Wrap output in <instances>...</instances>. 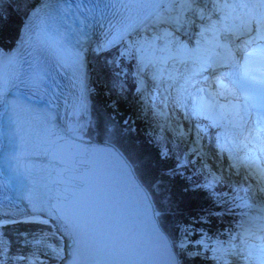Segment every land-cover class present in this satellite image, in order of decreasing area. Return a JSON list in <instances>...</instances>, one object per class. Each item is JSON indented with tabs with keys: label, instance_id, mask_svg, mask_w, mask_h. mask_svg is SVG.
Segmentation results:
<instances>
[{
	"label": "snow or ice",
	"instance_id": "snow-or-ice-1",
	"mask_svg": "<svg viewBox=\"0 0 264 264\" xmlns=\"http://www.w3.org/2000/svg\"><path fill=\"white\" fill-rule=\"evenodd\" d=\"M13 8L21 17L19 47L30 48L37 55L33 63L21 68L18 51L0 53V96L6 97L17 85L39 91L52 73L70 71L79 92L73 114L80 115L87 110V93L91 91L84 71L85 58L91 51L111 74L109 93L118 98L124 95L125 81L121 76L127 74L120 63L135 59L136 69L131 75L136 93H144L142 74L151 69L150 79L157 82L158 90L162 82L171 81L166 87L175 93L172 104L189 121L187 131L179 124L168 125L172 135L185 141L187 147V153H175L172 167L166 162L173 150L159 133H153L150 141L156 148L154 152L107 151L109 157L118 160L124 181L136 193L137 213L145 222L149 237L145 243L135 230L95 226L100 212L108 216L105 210L118 213L120 207L118 200L109 202L108 181L103 173L97 176L95 207L71 195L78 191L73 181L77 179V165L82 162L79 157L89 152L79 142L83 124L70 122L57 129L47 115L37 118L36 127L26 133L19 156L29 171L34 165L25 158V151L47 157L58 167L62 178L56 183L63 188L54 197L52 212L59 213L55 218L63 223L65 234L75 236L73 264H80L82 256L89 264H185L188 258H207L209 253L216 264H229V257L239 264H264V200L250 203L247 197H229L233 206L255 209L257 214L242 213L238 230L230 231L227 240L202 234L195 242L196 251L190 250L188 240L194 231L190 227L192 220L176 225L180 231L178 239H170L168 231L177 217L183 218L186 211L195 209L202 193L216 196L211 190L221 176L206 162L208 153L202 145L209 128L223 129L215 135L216 155L227 153L229 168L243 169L242 181L255 182L233 190L251 191L253 197L258 192L264 194V160L258 159V154L264 156V0H0V21L6 20ZM117 14L118 22L108 19ZM161 24H167L172 31L164 30L163 36L140 35L150 26ZM96 27L103 29L102 38L89 48L85 41L90 40L89 33ZM133 32L138 38H131ZM174 33L187 36L188 43H182L180 35ZM161 39L164 43L158 46L156 42ZM170 61L173 67L166 68ZM181 64L185 66L182 72ZM213 85L215 91L211 90ZM221 99L224 103L219 102ZM168 100L165 96L164 103ZM110 107L115 109V101ZM153 114L165 115L160 111ZM201 119L208 124H201ZM159 127L163 129L164 125ZM95 131L105 143H112L120 129L114 117L104 113L96 119ZM240 148L244 154H238ZM189 164L194 170L189 169ZM181 169L191 171V175L185 177ZM193 176L203 179L197 182ZM177 177L186 182L178 183ZM237 200L239 204L235 205ZM29 203L32 214L24 219H16L10 211H0V230L10 225H46V219L38 218L45 212L44 202L30 196ZM213 214L216 213L206 211L195 218L205 221L207 215ZM29 235L31 240L27 239ZM47 235L43 231H18L17 244L35 248L44 244ZM44 246L52 258L60 255L51 244ZM10 252L11 238H7V243L0 239V264H42L35 250L25 254Z\"/></svg>",
	"mask_w": 264,
	"mask_h": 264
},
{
	"label": "water",
	"instance_id": "water-1",
	"mask_svg": "<svg viewBox=\"0 0 264 264\" xmlns=\"http://www.w3.org/2000/svg\"><path fill=\"white\" fill-rule=\"evenodd\" d=\"M16 106L25 109L24 113L28 112L30 114L28 121L24 120L25 117L21 115L22 111ZM44 115L49 117V123L55 128H65L60 116H58L59 113L56 111L47 110L46 107L41 110H32L30 107H21L18 103L13 102V116L15 120H18L16 123L19 125V128H23L20 131V135H23L24 141L27 139L26 133L36 127L37 118L42 119ZM24 141L23 146L19 148V153L24 150ZM79 142L81 143V147H87L89 152L87 155L79 157L82 162L77 165V172L75 173L77 179L73 181L78 191L71 195H74L78 200L91 203L95 207L98 192L97 176L99 173H103L108 181L107 196L109 202L113 199L118 200L120 207L118 213L116 211L105 210L109 212L108 216L100 212L95 226L99 229L111 226L112 228H120L122 230H135L140 235V239L147 243L149 240L147 226L137 213L138 203L136 193L124 181L120 173L118 160L107 155L108 150L119 153H122V151L113 143H105L102 140L94 141L84 137ZM24 155L34 167L29 171L25 164L21 162L19 156L20 166L16 178L22 185L36 191L38 193V201L44 202L45 212L38 218L46 219L55 234L61 239L62 257L58 261L59 264H73L74 253L76 252V246L73 243L75 236L70 237L65 234L63 223L55 218L59 213L52 212V206L56 204L54 197L57 195L58 189L63 188V185L56 183L62 178L59 169L47 157L33 154L29 151H25ZM80 264H89V262L82 256Z\"/></svg>",
	"mask_w": 264,
	"mask_h": 264
},
{
	"label": "trees",
	"instance_id": "trees-1",
	"mask_svg": "<svg viewBox=\"0 0 264 264\" xmlns=\"http://www.w3.org/2000/svg\"><path fill=\"white\" fill-rule=\"evenodd\" d=\"M20 23H21V17L20 15L13 9L9 10L8 17L6 20L0 21V47L3 49H8L12 47L17 40L18 31L20 29ZM158 25H152L154 31H158L157 28ZM152 30L151 28H149ZM124 62L127 63V59L123 60L120 63V68L122 69ZM125 63V65H126ZM99 65V72L101 74H104L106 76V82L110 86L109 82L111 80V74L110 72L103 68L101 66V63ZM128 66V64H127ZM127 75L121 76V80L125 81V89L129 91L128 99H130L131 93L134 92L133 90V84L128 76V72L126 70H123ZM103 80V79H102ZM104 82V81H103ZM108 86V88H109ZM116 95L115 93H113ZM108 102H110L107 99ZM102 102L98 100V105H101ZM113 104V103H112ZM137 106V104L135 105ZM118 108L120 110H125L126 108L122 106L120 103L118 104ZM104 109V110H103ZM139 110V107H138ZM111 109L108 107L104 108H98L93 106L91 110V117L89 121V125L87 127L86 136L92 140L97 141H104L102 138H99L95 131V122L96 119L100 116H102L104 113H107L109 115ZM88 113V112H87ZM114 117L115 121L118 122L119 125V135L114 139L112 143H114L118 148H120L123 152L130 151L133 149H140L137 145L136 140H145L141 139L143 137V132L139 131L137 129V133L132 131L130 133L127 130L131 131V126L124 125L122 122L123 115H111ZM142 129H146V126L144 125V122L141 121ZM85 126H83V129ZM128 128V129H127ZM140 128V127H139ZM83 133V132H82ZM83 135L85 136V129ZM101 139V140H100ZM136 139V140H135ZM141 150V149H140ZM147 152H151V149L145 148ZM195 163V161L193 162ZM184 171L183 169H181ZM199 182L198 180H196ZM216 194L215 197L210 196L207 192L202 193L201 196L196 201V207L194 210L186 211L183 218L177 217L174 222L169 224V236L171 239H178V236L180 235L179 228L176 227L177 224L181 222H187L188 220H192L190 227L194 229L192 232L191 238H198L202 234H206L208 237H211L212 239H222L227 240L228 233L236 232L238 229L236 225L243 219L242 213H244L243 209L238 206H233V200L229 199V197H235L236 195H239L242 197L240 192H234L232 196L221 194L223 190V186L221 184H216L214 186ZM224 195V197H222ZM245 197V196H243ZM222 201V203H221ZM250 203H252L249 200ZM239 201H235V205H238ZM233 210H237L238 213H234ZM211 212L216 213L213 215H207L205 221H199L195 217L197 214L199 215H205V212ZM253 214V213H250ZM27 232V233H39L41 231L48 233L47 238L44 241V244L37 245L35 248L32 247H24L22 245L17 244V232ZM11 238V252L10 254H25L29 251H37L39 259H49L53 260L51 253L48 248H46L45 244H52L56 248L62 247V242L59 236L55 234L52 227L49 224L43 225V224H27V225H10L2 230H0V239H4L7 243V238ZM27 239L31 240L32 236H27ZM200 262L199 258H197ZM198 261L195 259L193 260V264H198ZM206 262H210L211 264H216L214 260H205ZM185 264H188L187 261Z\"/></svg>",
	"mask_w": 264,
	"mask_h": 264
},
{
	"label": "rangeland",
	"instance_id": "rangeland-1",
	"mask_svg": "<svg viewBox=\"0 0 264 264\" xmlns=\"http://www.w3.org/2000/svg\"><path fill=\"white\" fill-rule=\"evenodd\" d=\"M159 28H160V30L158 31V34H159V36H163V32H164V30H167V31H172V29L168 26V25H165V24H161L160 26H159ZM135 34H137L136 32H133L132 34H131V36L132 35H135ZM174 34H176V33H174ZM140 35H143V36H148V37H151V36H153V35H156L155 33H152V34H148V33H146V31H141L140 32ZM176 35H180V38H181V42L182 43H188V40H187V38H186V36H184V35H182V34H176ZM157 43H158V46H162L163 45V43H164V41H163V39H161V40H158L157 41ZM15 47V46H14ZM12 50H14V48H12ZM7 53V52H6ZM182 65V64H181ZM106 89H108V88H106ZM91 91H92V93H93V95L96 97V99H97V101L99 100V101H101L102 103V106L103 107H108V108H110L111 109V111H110V115H123V119H122V121H126L128 124H130V126H131V128H132V130L134 131V132H138L137 131V129L139 130V131H141V132H143V134L144 135H146L144 138H146L145 140H142V141H138V140H136L137 141V145L139 146V148L141 149V150H143V151H146L145 150V148H150L151 149V140H152V137H153V133H151V127L150 126H146V129H142V128H139V120H141V119H144L145 117H147V112H146V110L144 109V107H152L153 106V104H152V102L149 100V98H148V94L146 93V92H144V93H136V92H134L133 94H134V100H133V102L129 99V101H126V99H120V100H118L117 98H115V95L113 94V93H109V91L107 90L106 91V93L104 94V92H103V89L102 90H97L96 88L94 89V87H91ZM132 95V94H131ZM142 96H145L146 97V99H142L141 97ZM131 97V96H130ZM105 99L107 100H109L110 102H108V103H105ZM115 101V109H113L112 107H110V105H112V103ZM121 104L122 106H124L126 109L125 110H120L119 108H118V104ZM137 104V106H135ZM141 106H142V108H141ZM138 107H139V110H138ZM87 111L88 110H86L85 112H83V114H84V117H85V115H86V117H87V115H88V113H87ZM86 117L84 118V120L81 122V123H83V126H85V128L84 129H86V125H87V122H86ZM85 123H86V125H85ZM126 123H124V125H125ZM84 129L82 130V132L84 133ZM127 131H129L130 133H132V131H130V130H127ZM85 133H86V131H85ZM133 134V133H132ZM143 138V139H144ZM101 140V139H100ZM179 148V150L182 152V153H187V147L186 146H179L178 147ZM121 150V149H120ZM152 152V151H151ZM122 153H124L123 151H122ZM189 160H191V154H189ZM175 162H176V159L175 160H173L172 162H169V161H167L166 163H167V165L169 166V167H172V166H174L175 165ZM206 162L209 164V166H210V168L212 169L213 168V166L209 163V159L207 158L206 159ZM198 166H199V163H198ZM189 169H192V170H194V168H193V164H189ZM189 172H191V171H189ZM185 177L187 176L186 174L184 175ZM177 182L178 183H183V182H186V181H181V178L180 177H177ZM17 219H20V218H17ZM21 219H24V218H21ZM48 224V223H47ZM180 236V235H179ZM178 236V237H179ZM190 237V236H189ZM52 245V244H51ZM53 246V245H52ZM54 247V246H53ZM56 248V247H55ZM59 252H60V255L59 256H57V257H55V258H53V260L51 261V260H49V259H42V258H40L39 260L42 262V264H59V259L62 257V248H56ZM190 249H192V248H190ZM201 257H204V256H201ZM201 264H208V263H201Z\"/></svg>",
	"mask_w": 264,
	"mask_h": 264
},
{
	"label": "bare ground",
	"instance_id": "bare-ground-1",
	"mask_svg": "<svg viewBox=\"0 0 264 264\" xmlns=\"http://www.w3.org/2000/svg\"><path fill=\"white\" fill-rule=\"evenodd\" d=\"M119 19H120V17L115 21H112L113 23H116V22H118L119 21ZM107 27V26H106ZM102 32H103V30L101 31V38H102ZM87 64H90L88 61H87ZM183 67V68H182ZM179 69L180 70H184V66L183 65H181L180 67H179ZM179 70V71H180ZM79 96V92H78V90H77V85L75 84V80H74V82H73V89L71 90V94L69 95V97H68V99H67V101L65 102V104H64V106L62 107V110H61V114H59V116H60V118H61V120H62V122L64 123V125H65V127L71 122V123H76L77 121H80V122H82L83 120H84V118L86 117V115H85V117H84V114L82 113V114H80V115H75V114H73L74 113V108H75V105H76V102H77V97ZM88 112V111H87ZM87 117H88V115H87ZM87 117H86V119H87ZM169 121V120H168ZM83 124V123H82ZM85 125H86V123H85ZM80 136H81V139H83V137H85L84 135H83V133L81 132V134H80ZM176 138H178L181 142H182V140L179 138V137H176ZM103 142H105V141H103ZM212 158V157H211ZM214 160H215V158H213ZM216 161V160H215ZM216 163V162H215ZM195 167H199L198 166V161H195ZM198 239H200V237H198V238H191V236L189 237L188 236V240H189V242H190V248H192V249H190V250H192V251H196L195 250V242L198 240ZM199 257V256H198ZM229 260H230V262L232 263V264H239V262L238 261H235L233 258H231V257H229L228 258Z\"/></svg>",
	"mask_w": 264,
	"mask_h": 264
}]
</instances>
